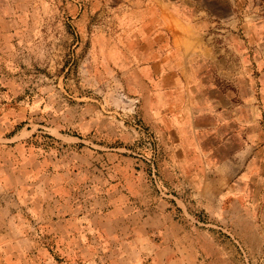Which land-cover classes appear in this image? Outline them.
Here are the masks:
<instances>
[{
	"label": "rangeland",
	"instance_id": "1",
	"mask_svg": "<svg viewBox=\"0 0 264 264\" xmlns=\"http://www.w3.org/2000/svg\"><path fill=\"white\" fill-rule=\"evenodd\" d=\"M20 1V27L0 36V264L72 261L49 232L64 227L57 219L66 208H87L76 185L98 175L87 167L94 151L102 161L108 147L136 158L148 193L169 198L159 173L163 146L135 90L146 89L140 69L167 53L173 33L187 54L173 63L190 99L223 108L214 133L228 142L216 157L240 153L243 142L245 165L254 156L264 170V0ZM62 180L69 186L57 191ZM191 193L182 183L169 201L187 203ZM247 260L264 264V253Z\"/></svg>",
	"mask_w": 264,
	"mask_h": 264
},
{
	"label": "crops",
	"instance_id": "2",
	"mask_svg": "<svg viewBox=\"0 0 264 264\" xmlns=\"http://www.w3.org/2000/svg\"><path fill=\"white\" fill-rule=\"evenodd\" d=\"M20 5V0H0V36L7 37L6 30L20 27L16 15ZM179 39L180 34L173 33L167 53L162 51L142 66V85L144 79L149 83L146 89L135 90L141 100L140 113L163 146L159 173L169 198L148 193L145 173L142 167L136 168V158L108 147L104 153L108 157L102 161L103 153L94 151L96 160L87 167L98 175L76 185L87 208L76 207V213L66 208L57 219L64 227L49 232L61 240L59 251L72 258L68 264H254L247 258L264 253V209L263 213L257 209L259 203L264 207V196L260 199L264 170L254 156L245 165L243 142L240 153L216 157V149L228 142L227 135L214 133L224 124L223 108L219 111L216 105L190 99V86L173 63L188 59ZM196 46L200 50L203 43L198 40ZM204 115L209 116L207 122L200 119ZM84 167V163L79 165ZM182 183L191 188L190 201L175 198L172 205L171 194ZM57 185L58 191L69 183L62 180ZM62 204L70 202L63 200ZM196 211L206 222H197L191 215ZM237 248L247 254L246 260H239ZM107 253L111 259L105 263ZM74 257H82V262Z\"/></svg>",
	"mask_w": 264,
	"mask_h": 264
}]
</instances>
